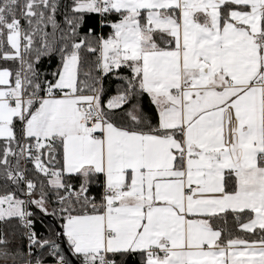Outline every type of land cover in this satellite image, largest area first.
<instances>
[{"label": "snow or ice", "instance_id": "1", "mask_svg": "<svg viewBox=\"0 0 264 264\" xmlns=\"http://www.w3.org/2000/svg\"><path fill=\"white\" fill-rule=\"evenodd\" d=\"M0 264H264V0H0Z\"/></svg>", "mask_w": 264, "mask_h": 264}]
</instances>
